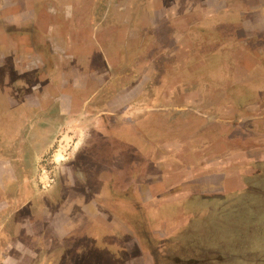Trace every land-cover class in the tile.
Here are the masks:
<instances>
[{
    "label": "crops",
    "instance_id": "1",
    "mask_svg": "<svg viewBox=\"0 0 264 264\" xmlns=\"http://www.w3.org/2000/svg\"><path fill=\"white\" fill-rule=\"evenodd\" d=\"M36 1L0 0V23L4 19L13 28L7 31L3 29V24L0 25L1 130L10 123L23 122L20 111L25 104V92L22 89L26 83L24 76L40 65L38 52L43 50L46 52L44 58H51L50 49L43 42L45 35L56 48L59 49L61 45L65 47L63 54L56 55L57 61H61L63 66L67 65V58L71 56L88 58L93 53L94 57L102 60H122L117 65L119 67L126 66L132 60L144 59L146 64L135 65L142 80L133 86L134 94L130 100L138 104L137 97L150 89L156 92V97L148 105L152 110L170 102L175 103L179 111L192 109L208 117L205 121L192 115L191 119L178 118L172 126L167 125L168 130L179 132L178 138L183 137L180 133L185 131L195 136L200 127H205V123H249L255 117H248V112L264 104V0H105L113 2L106 13L113 21L106 35L100 34L101 22L92 20L97 0H52L51 5L57 16L54 21H50L49 29L45 26L43 11L35 7L38 6ZM3 8H7V12ZM64 9L68 12V20L63 17ZM102 13L101 10L99 15ZM123 15L129 17L127 24L120 20ZM20 17V25L9 21ZM94 22H97L96 25ZM123 30L134 39H125ZM156 44L161 53L152 55V58L167 59L176 54L178 65L168 69L165 77H160L161 81L154 83V75L158 71L146 60ZM174 48L176 52L169 54L170 49ZM183 58L188 59L186 66L182 62ZM170 74L178 76L168 79L164 85L163 81ZM143 80L146 81L144 86ZM163 92H170V97L166 99ZM160 94L163 97L160 98ZM136 104L131 106H134L135 115L138 112ZM9 108L13 111L16 108L17 112L10 115ZM135 121V128L143 129L147 137L154 140L151 142L154 157L146 164L147 174L144 172L133 177V190L130 183H123L120 189L113 185L109 189L107 186L104 188L109 193L104 199L95 200L92 205L80 203L84 211L80 217L93 227L87 229V235H97L99 248L100 245L109 244L106 236L110 234L123 235L125 240L128 237L122 250L124 255L130 251V255L125 256L122 264H132L133 250L140 248L147 252L151 244L157 245L160 240H165L179 228L175 227V223L180 226L184 219L195 216L199 206L212 200L226 201L233 198L238 201L237 207L246 201V206L251 209L253 194L250 191H264V158L260 159V156L264 157L263 144H256L255 148L245 145L230 147L220 154L219 149L226 142L220 143L209 153L204 149L196 151L189 160H198L197 165H187L177 153L159 157L162 155V146H158L156 141L165 136L163 123L166 120L154 114L146 121L138 118ZM237 127H223L213 137L226 139L233 135L235 137L230 140L239 143H246L253 138L246 132L242 136L235 135ZM138 134H134L135 143L144 146ZM202 154L210 157L205 160ZM16 175V169L9 160H0V186L4 189L0 219L9 217L8 208L21 200L30 204L29 212H34L36 207L41 210L48 208L42 204V195L28 194L26 189L29 188V182L21 185ZM4 176L7 177L6 181ZM14 184L18 187L16 196H12L14 188L11 187ZM69 203L70 200L65 197L62 205L65 213H62L64 211L54 210L48 202L51 214L48 219L42 218L43 211L39 214L34 212L32 217L44 226L49 223L54 225L58 219H64L63 230L54 232V242L59 244L67 242L72 236L70 222L74 217L66 213ZM89 206L95 208L94 213L88 211ZM4 207L8 210H4ZM109 207L114 212L107 209ZM106 219L112 221L111 227L105 222ZM153 219L155 223H152ZM25 229H22L23 236L27 235ZM143 233L151 234L156 240L151 244L145 240L142 242V238H139ZM21 234L19 232V236ZM138 234L140 237L137 238ZM114 251L117 253L115 248ZM143 264H156V261Z\"/></svg>",
    "mask_w": 264,
    "mask_h": 264
},
{
    "label": "rangeland",
    "instance_id": "2",
    "mask_svg": "<svg viewBox=\"0 0 264 264\" xmlns=\"http://www.w3.org/2000/svg\"><path fill=\"white\" fill-rule=\"evenodd\" d=\"M120 20L127 24L129 17L123 15ZM123 31L126 32L125 30ZM125 34V39L130 40L132 37L129 36L130 33L126 32ZM175 52L176 49L174 48L170 49L168 53L171 54ZM158 53H161L159 46H157V44L153 45V51L148 53L149 60H146L147 62H151L153 69L155 67L158 71V73L154 75V83L160 82V77H165V73L168 69L176 68L178 65L176 54L167 59L158 57L152 58V55H157ZM94 55L93 53L88 58L67 59L70 61L71 67H82L87 71L92 69H103L105 66L115 67L123 62L120 59L112 58H105L103 62L102 59H98L94 57ZM182 62L185 64L184 66L189 63L187 58H183ZM59 63L62 62L58 60L57 65H63ZM139 63H141V65L146 64L144 59H136L132 60L130 63H126V66H139ZM94 76H92L94 79L91 78L89 81L92 86L89 94L92 93L93 88L96 89L97 85L102 81L101 79H95ZM177 76L178 75L170 74L166 78H177ZM166 78L163 81L165 83ZM155 93L156 92H153V96H155ZM248 110H250V108H248ZM171 111L172 110H169L170 113ZM188 114L200 115L193 110L185 113V115ZM43 118L44 116L40 117L41 120H43ZM75 118L78 117L76 116ZM79 119L80 117L78 120ZM29 121L25 122V124H21L22 127L18 130H21L23 134H34V137L28 139L24 138V151L13 156L16 159V165H18L20 182L22 183L27 180L30 184L28 194H41L42 199L45 198L42 202L43 206L47 205L49 208L48 198L51 199L49 197L50 190H52V186L54 185V181L52 180H55L56 183L57 180L66 177V172L63 169L65 167L63 166L68 162L77 163L75 170H70L69 172L71 181L76 182L77 180L82 181V179H85V182L91 185V188L88 187V190L91 192L90 195L97 193L98 187L96 186L94 178L97 176L99 169L97 170L94 164L104 162V158L107 156L104 157L96 153L95 150L102 148L104 144H101L102 140L97 137L98 135H90L93 130L85 129V126L88 124L83 126L80 120L65 125L59 122L54 123V121H46L44 123L37 122L35 124ZM90 125L91 124H89V126ZM227 125L228 124L224 122L217 121L215 127L216 130H221L223 127L226 128ZM250 126L251 124L247 123L244 127L243 125L238 126L235 135L242 136L245 129H248ZM39 130H41L42 133ZM170 133L175 137L171 140L169 145L166 146V149L176 148V144L178 143L179 149H183L179 157L186 159L189 157L190 152H198L199 149L201 151V146L198 147V145H196L199 139L193 142L194 137L200 136V134H198L199 131L195 132L196 136H193L192 132H181L180 135L184 137L180 138L177 137L179 132L176 130L170 129ZM234 137L233 135H229L226 139H216V146L226 142V145H221V149H219L220 154L224 153L230 147L236 148L245 145L244 141L241 143L235 140L231 141L230 139ZM19 141L21 145L22 140L20 139ZM157 141L159 143V140ZM200 143H203V141ZM171 146L173 148H171ZM83 147H89V151H94V153L85 154L82 158L78 151H82ZM201 156L205 157V160L208 157L203 154ZM109 157L110 156H108V158ZM126 157L129 159V163L134 161V156L128 152H126ZM159 157L162 156L160 155ZM118 161L115 160V163ZM120 161H122V159H120ZM186 164L195 165V163L189 159H186ZM29 165L31 166L29 167L30 169L26 168ZM115 168H117V165ZM118 172L117 170L110 171L109 175L116 176ZM124 173L126 174L127 171ZM3 178L5 181L7 180L6 176ZM124 180L122 181L123 183L125 182ZM119 185L120 184L117 186L118 188L120 187ZM262 188H264V186H262ZM15 189L14 187L12 196L18 194V191ZM3 191L4 189L0 186V202L1 199H4V195L2 194ZM250 193L253 194L251 196L253 202L251 209L246 206V201L240 203V206L237 207L238 201L236 202L233 198L226 201H209L203 206H199L195 216H191L190 218L187 217L180 226L175 223V227L179 228L168 235L162 242L161 240H157L160 242L157 245L151 244V242L156 240L151 234L143 233L144 235L142 234L141 237L138 234L137 238H142V242H144V240L145 242H149L151 248L147 252L139 250L140 248H137V251L133 250L131 252V263L143 264L144 262L154 263L156 261V264H264V191L259 190L258 192L252 190ZM75 196L78 195L74 193V197ZM238 200H240V198ZM138 205L141 204L139 203ZM29 206V203L21 200L19 203L8 208L9 217L0 219V264H122L125 256L128 257L130 255V251L125 255L123 253L122 249L124 242H127L128 238L127 237L125 240L123 235L110 234L109 237L106 236L109 246L106 243V246L100 245L99 248L97 235H87V229L91 230L93 227L88 226L90 223L84 221L80 217H74L70 222V227L73 228V230L72 236L69 237L68 241L62 244L56 243L54 242V232L63 230L62 228L65 225L64 219L55 220L56 222L53 221L54 225H50L49 223L44 226V224H40L39 221L32 219L33 213L39 214L40 211H43L41 213L42 218L48 219L49 216H51L50 209L46 208V210H41V208L36 207L34 212H29ZM8 209L4 207V210ZM19 216L20 218L18 221L17 219ZM154 219L152 223L156 222ZM105 222L111 227L112 221L110 219H106ZM151 225L152 224L149 226L151 227ZM23 227H26L25 230L27 231V235L25 236L21 234L24 232L22 230ZM19 232L21 234L20 236ZM87 236L89 239H87ZM42 248L43 250H41ZM114 248L117 250V253L114 251Z\"/></svg>",
    "mask_w": 264,
    "mask_h": 264
},
{
    "label": "flooded vegetation",
    "instance_id": "3",
    "mask_svg": "<svg viewBox=\"0 0 264 264\" xmlns=\"http://www.w3.org/2000/svg\"><path fill=\"white\" fill-rule=\"evenodd\" d=\"M51 1L52 0H37L36 3L38 4V6H35L36 9H41L43 11V15L46 17L45 26L48 29L50 21H54V18L57 16L55 11L53 10L54 7L51 5ZM104 1L105 0H97V3L94 4L96 9L92 16V20L101 22V24H99L100 29H102L100 30V34L106 35L108 30L107 28L111 27V23H113L112 19L106 16V13L108 7H111V4L113 2ZM101 10L103 13L102 15H99ZM3 11L7 12V8H3ZM62 14H64V19L68 20V12L66 11V9L63 10ZM21 18L22 17H20L19 19H10L9 21L12 22V24L16 23L15 25H20L22 24V22L20 21ZM2 21L3 23L1 22L0 25L3 24V29L7 31L13 29L8 26L6 20L2 19ZM97 22H94V25H96L95 23ZM47 28L46 30H48ZM121 28L122 27H120L119 29ZM45 36L46 38L43 42L46 47L50 49L51 58L45 59L44 53L46 52H43V50L41 52H38L40 56L38 57L40 59L38 60L40 65H37V68L31 70L30 73L24 76L26 83H24L22 89L25 92V104L20 111V117L22 118L23 122L10 123L8 125L6 124L7 127H4V129L2 130L0 129V134L2 136V138H0V160H9L16 169V176H18L19 179V169L17 167L18 165H16V159L13 156L16 154L18 155V153L24 151V138L28 139L31 138V136L34 137V134H23L21 130H18L22 127L21 124H25V122L29 120V122H34V124L37 122L44 123L46 121H54V123L59 122L65 125L67 123H73L74 121L76 122L79 120L83 126H85V124H88L85 126V129L93 130L90 135H98L97 137L102 140L101 144H104L102 148L95 150L96 153L104 157L107 156L104 158V162L94 164L96 169H99L97 176L94 178L96 186L98 187V192L90 195L91 192L90 190H88V187L91 188V185H88L85 182V179H82V181L77 180L76 182L71 181V175L69 174V172L70 170H75L77 163L74 164V162H68L63 166L65 167L63 169L66 172V177L57 180L56 183L55 180H52L54 181V185L52 186V190H50L49 196L51 199L48 198L50 206L54 210L56 209L57 211L60 209V212L64 211L62 213H65V208L62 205L64 198L68 197L70 203L68 204V211L66 213L70 214V216L73 217H80L81 213H84V211H82V205H80V203L92 205L95 200L97 201L104 199L105 195L109 193V191L104 187L108 186L110 187L109 189H111L114 186L115 188H118V184L122 185V181L124 179V183H130V186L132 187V182L134 183L135 176H139L144 172L147 174L148 171L145 168L148 160L150 161L153 158V154L151 153V142L154 140L147 137V133L144 132L143 129L139 128L138 130L135 128V120L137 118L146 121L150 118L151 115L157 114L164 120H166L163 123V134L165 136L162 139H158L160 144L158 143V141H156V143L162 146V157L169 155L172 156L175 153H177V156H179L183 149H179L178 143L176 144V148H173L171 146V148L173 149H166V146L169 145L171 140L175 137L172 133H170V130L167 129V125L172 126L173 122L178 118H183L184 120L191 119L192 115H185V113L189 112L192 109L179 111L177 109V106H175V103L165 102L164 106L161 105L159 106L160 108L152 110L148 105L152 103V99L156 97V94L155 96H153V91L150 89H146L145 92L137 97L138 104L133 102V100H130V98L133 97L132 94H134V92L132 91L134 88L133 86L136 82L138 83L139 80H142L141 76H139L137 66H103V69H92L87 71L82 67H71L70 61H68V59L66 61L67 65L58 66L56 55L63 54V52H65L63 48L65 47L61 45L59 49L56 48L55 44L49 43L47 35ZM69 58L70 60L77 58L81 59L79 55L71 56ZM104 60L105 59H103V62ZM92 76H94L95 79H101L102 81L97 85V88H93L92 93L89 94L90 90L92 89V86L89 82L90 79L93 78ZM167 80L168 78H166V81ZM144 82L146 81L143 80L142 86H144ZM164 85H166L165 82ZM163 94L165 95L164 97L168 99L171 93L163 92ZM159 97L161 98L163 96L161 95ZM176 97L177 96L175 95V98H173L176 99ZM262 102H264V98H262ZM135 104L136 109L138 108V112L136 113V115L133 114L135 112ZM132 105L134 106L131 108ZM169 110H172L171 113L169 112ZM15 111L17 112L16 108ZM15 111L10 109L9 114L13 115V112ZM247 115L248 117L254 116L255 119L254 121H249V123H247L251 124V126L248 129L246 128L244 131L246 133H249L250 137H253L249 139L250 142L248 141V143H245V146H247V148H255L256 144L261 143L264 145V104L262 106L253 107V110L250 111V113L248 112ZM41 116H44L43 120L40 119ZM76 116L78 118L80 117V119L78 120V118H75ZM193 116L202 118L205 121L208 120V117L203 114ZM89 124L91 125L89 126ZM215 124L207 125V123H205L203 125L205 126L204 128L200 127L198 133L200 134V136H198L199 138H193V142L198 141L199 139V142L196 145H198V147L201 146V148L204 149L206 153H209V151L217 145V137H213V134H215L219 130H216ZM226 124H228L227 126L243 125V127L245 125L238 123ZM39 131L42 133L41 130ZM136 133H140L138 135L142 137L141 139H143L144 146H140L135 143L136 138L134 134ZM7 135L9 136L8 138H6ZM17 136L20 137L18 138ZM200 138H202L203 140ZM20 139L22 140L21 145L19 141ZM201 141H203V143H200ZM88 148L89 147H83L82 151L80 152L77 150L82 158L85 154H89L92 152L94 153V151H89ZM126 152L134 156V161L130 163L128 162L129 159H127L126 157ZM193 153L195 154V152H190L189 157L186 159H189ZM108 156L110 157L108 158ZM261 158L263 159L264 157L260 156V159ZM120 159H122V161H120ZM182 159H184L186 164V159ZM115 160H119L120 162L118 161L119 163H115ZM193 161H195L194 163L195 165H197L198 160ZM203 163H205V160H203ZM116 165L117 168H115ZM31 166L29 165L26 168L30 169L29 167ZM252 169L254 170L255 168ZM114 170L119 171L118 174L116 176L109 175V172ZM126 171L127 173L125 174L124 172ZM25 182H27V180L20 183L22 185ZM14 187L18 188L16 184L13 185V188ZM131 190H133V187L131 188ZM26 192H28V188L26 189ZM128 192L130 193V191ZM74 193L78 196L74 197ZM44 199L45 198L42 199V202ZM107 209L111 210L110 207ZM94 210L95 208L93 209V207L91 208V206L88 207V211L91 214L95 212ZM111 211L114 212L113 210ZM70 229L73 230V228L71 227Z\"/></svg>",
    "mask_w": 264,
    "mask_h": 264
}]
</instances>
